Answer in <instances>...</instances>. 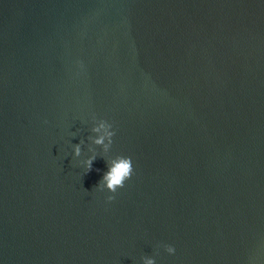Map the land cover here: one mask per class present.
Masks as SVG:
<instances>
[{
	"label": "water",
	"instance_id": "1",
	"mask_svg": "<svg viewBox=\"0 0 264 264\" xmlns=\"http://www.w3.org/2000/svg\"><path fill=\"white\" fill-rule=\"evenodd\" d=\"M145 256L264 264V0H0V264Z\"/></svg>",
	"mask_w": 264,
	"mask_h": 264
},
{
	"label": "clouds",
	"instance_id": "2",
	"mask_svg": "<svg viewBox=\"0 0 264 264\" xmlns=\"http://www.w3.org/2000/svg\"><path fill=\"white\" fill-rule=\"evenodd\" d=\"M105 131V135L99 136V138L95 139L94 142L96 144H103L105 138L108 139L109 144H113V137L116 135L113 130V125L109 123L107 120L99 119V124L92 128V132L100 133L101 130ZM91 139V137H89ZM75 155L79 156L81 154L80 145H75ZM95 156L89 158L86 161L87 173L92 170L93 161L95 160ZM108 163V171L104 174L102 180L98 183L99 190H104L107 188L108 191L113 193L114 195H110L107 197L109 202H112L116 199L115 194L118 189L123 188L125 186V182L131 179L134 174V166L131 157H126L123 155H118L114 158H111ZM165 250L169 254L175 253V248L172 245H164ZM143 264H156L154 258H148L147 256L143 257Z\"/></svg>",
	"mask_w": 264,
	"mask_h": 264
}]
</instances>
